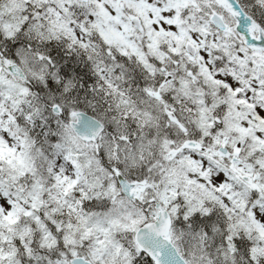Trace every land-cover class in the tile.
<instances>
[{"label":"snow or ice","instance_id":"6c2138e0","mask_svg":"<svg viewBox=\"0 0 264 264\" xmlns=\"http://www.w3.org/2000/svg\"><path fill=\"white\" fill-rule=\"evenodd\" d=\"M0 264H264V0H0Z\"/></svg>","mask_w":264,"mask_h":264}]
</instances>
